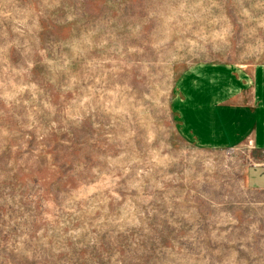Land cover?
<instances>
[{
    "label": "rangeland",
    "instance_id": "rangeland-1",
    "mask_svg": "<svg viewBox=\"0 0 264 264\" xmlns=\"http://www.w3.org/2000/svg\"><path fill=\"white\" fill-rule=\"evenodd\" d=\"M204 63L264 64V0H0V264H264V147L183 130Z\"/></svg>",
    "mask_w": 264,
    "mask_h": 264
},
{
    "label": "crops",
    "instance_id": "crops-1",
    "mask_svg": "<svg viewBox=\"0 0 264 264\" xmlns=\"http://www.w3.org/2000/svg\"><path fill=\"white\" fill-rule=\"evenodd\" d=\"M181 90L183 130L197 143L230 145L248 137L262 151L264 64L250 71L225 63L199 64L183 75ZM259 165L249 168L248 180L264 188V164Z\"/></svg>",
    "mask_w": 264,
    "mask_h": 264
},
{
    "label": "built area",
    "instance_id": "built-area-1",
    "mask_svg": "<svg viewBox=\"0 0 264 264\" xmlns=\"http://www.w3.org/2000/svg\"><path fill=\"white\" fill-rule=\"evenodd\" d=\"M261 163L264 164V149H263V153H262V160Z\"/></svg>",
    "mask_w": 264,
    "mask_h": 264
}]
</instances>
